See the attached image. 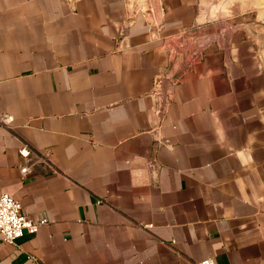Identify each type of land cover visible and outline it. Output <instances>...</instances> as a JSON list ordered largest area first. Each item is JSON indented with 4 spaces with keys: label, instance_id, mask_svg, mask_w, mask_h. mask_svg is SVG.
Masks as SVG:
<instances>
[{
    "label": "crops",
    "instance_id": "obj_1",
    "mask_svg": "<svg viewBox=\"0 0 264 264\" xmlns=\"http://www.w3.org/2000/svg\"><path fill=\"white\" fill-rule=\"evenodd\" d=\"M228 22L198 0H0V195L45 221L0 237V264H264V27L254 45Z\"/></svg>",
    "mask_w": 264,
    "mask_h": 264
},
{
    "label": "built area",
    "instance_id": "obj_2",
    "mask_svg": "<svg viewBox=\"0 0 264 264\" xmlns=\"http://www.w3.org/2000/svg\"><path fill=\"white\" fill-rule=\"evenodd\" d=\"M202 52L203 51L198 53L197 62L201 60ZM197 62H191L185 71H187L192 64ZM179 77L175 79V81L172 84V87ZM161 79L158 82V86H157L158 90L162 89L160 85ZM170 92H164L163 96L166 98L167 95L170 94ZM11 122H12V117L10 115L0 114V127H8ZM19 154L23 157H27L28 156L27 148L26 147L21 148L19 150ZM27 172H28L27 168H21L22 174H25ZM44 223H45L44 220L33 221L30 218H28L26 214L23 212V208L20 202H18L11 196L7 194L0 195V237L5 242L12 243L20 239L25 234L33 235L37 232L38 227ZM198 264H213V262L211 260H204L202 262H199Z\"/></svg>",
    "mask_w": 264,
    "mask_h": 264
},
{
    "label": "rangeland",
    "instance_id": "obj_3",
    "mask_svg": "<svg viewBox=\"0 0 264 264\" xmlns=\"http://www.w3.org/2000/svg\"><path fill=\"white\" fill-rule=\"evenodd\" d=\"M155 4L157 0H138ZM203 8L215 16H229L233 24H229L232 32H246L252 37L254 45H258V34L264 27V0H198ZM148 9V8H145ZM204 51V50H203Z\"/></svg>",
    "mask_w": 264,
    "mask_h": 264
},
{
    "label": "water",
    "instance_id": "obj_4",
    "mask_svg": "<svg viewBox=\"0 0 264 264\" xmlns=\"http://www.w3.org/2000/svg\"><path fill=\"white\" fill-rule=\"evenodd\" d=\"M177 42L176 46L170 47L168 70L160 81L162 92L171 91L175 79L188 68L191 62L198 61V53L209 46L210 39L203 30L198 29L186 31Z\"/></svg>",
    "mask_w": 264,
    "mask_h": 264
},
{
    "label": "bare ground",
    "instance_id": "obj_5",
    "mask_svg": "<svg viewBox=\"0 0 264 264\" xmlns=\"http://www.w3.org/2000/svg\"><path fill=\"white\" fill-rule=\"evenodd\" d=\"M264 4V3H263Z\"/></svg>",
    "mask_w": 264,
    "mask_h": 264
}]
</instances>
